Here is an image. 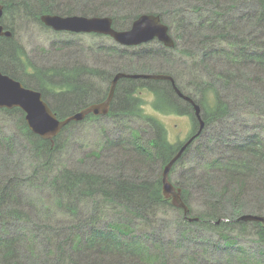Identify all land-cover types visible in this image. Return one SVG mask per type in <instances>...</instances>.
<instances>
[{
  "label": "trees",
  "instance_id": "1",
  "mask_svg": "<svg viewBox=\"0 0 264 264\" xmlns=\"http://www.w3.org/2000/svg\"><path fill=\"white\" fill-rule=\"evenodd\" d=\"M63 1L66 0H20L17 2V8L20 9L19 12L23 17H29L41 24L39 15L57 12ZM68 1L71 6L60 9L65 15H72V12L77 11L82 12L84 16L107 15L114 19L117 29L124 28V26L119 27L117 14L113 15L110 11L117 9V0H103L98 4L93 0ZM149 1H141L136 8L128 10L123 16L129 26L140 15V9L143 8L145 13H153L154 9L146 10V7H149L146 4ZM190 1L195 6L202 4V0ZM206 1L218 3V0ZM247 1L244 0L245 3L241 4V9L247 8ZM170 2H167L168 5ZM255 2L260 8L259 14L254 16L255 24L264 33V0H255ZM157 3L160 4V2ZM15 4L16 0L4 2L5 19L13 15ZM85 5L92 7L86 8ZM82 7L85 8L79 11ZM170 10L168 7L160 8L156 14L164 19L166 17L164 12ZM215 10L217 7L213 6L211 12ZM175 14L180 16L178 13ZM240 17L245 18V15L240 14ZM185 23L187 24L186 20ZM228 23L229 21H226L220 29L217 25L211 26V28L215 26L212 31L221 32L213 41H209L214 42L216 50L209 54L204 52L202 57L189 51L190 53L183 57L193 60L192 63L196 65L200 62L205 65L206 60L220 57L237 68H240V64H255L264 70V48L259 52L254 48L259 45L247 44L243 39L245 37L228 39L227 34L230 32L225 29ZM4 26L14 31L11 25ZM200 42L203 44L204 41ZM167 51L166 49L162 52V55H167ZM248 51L253 56L249 55ZM116 53V56L120 58H128L129 64L125 66L117 63L114 66L115 73L121 71L130 74L148 73V70L137 72L134 69H144L146 68L144 65L141 68L131 65L132 59L136 60L141 56L139 52L120 49ZM150 56L153 57V54ZM24 57L23 47L14 38L1 40L0 69L2 72L20 81L26 87L40 90L53 111L62 119L78 113L89 102L102 99L107 91H103L96 81L103 79L109 83L114 75V72L108 73L106 70L87 66L44 70L34 67L30 71L29 61ZM252 59L256 62H249ZM205 68L203 66L201 69ZM258 71L259 69L253 74L256 82H260ZM210 73L213 78L211 71H208L207 77ZM165 74L173 76L177 88L201 106L205 111L204 116H208L207 93H213L215 102H213L212 117L204 118L207 125L211 119L218 120L229 112L222 93H219L217 87L211 84L213 81L222 82L218 73L208 82L196 76V79L191 82L195 84L197 94L195 97L190 87L184 89L180 84L178 85V79L172 73L165 72ZM54 77L57 78L56 82H52ZM231 79L227 78L229 83ZM144 83L149 84L150 91L155 95V109L163 112L176 111L190 115L194 121H197L192 105L181 100L178 94L176 95L171 82L122 80L116 90L113 115L123 114L125 117L116 116L113 121L124 124L126 128L121 136L117 135L111 139L107 137L106 141L99 146V150L104 148L113 159L111 165H101L105 166L103 171L97 169L99 154L95 152H91L88 156V159L97 160L89 167L94 168L95 171L74 170L61 163L58 152L64 145L60 144V138L67 130L79 123H71L63 129L54 139L53 145L52 141L43 140L28 129L23 111L3 110L6 114L19 113L16 122L23 135L22 140L29 148L33 163V167L30 168L32 173L30 177H27L25 187L36 190V197L25 196L22 191L25 188L24 185L15 182L16 186L13 179L7 178L6 181H10L9 184L1 183L0 264H170L167 259L171 251L168 250L169 245H164L156 234L159 231L158 222L163 212L178 213L176 226L180 233L188 235L190 232L195 233L197 229L210 232L218 238L217 245H213L215 243L212 245L217 248L220 260L202 252V246L212 242L205 238L200 242L201 250L184 253L181 256L184 264L200 262L203 264H264V225L237 220L243 214H247L244 210L248 205L256 207V210H253L254 214L264 216V194L249 200L251 193L256 194L249 189L251 180L260 176V182L255 190L261 189V186L264 190V140H261L258 135H251L248 139L241 138L234 143L228 141L224 146L231 154L229 158L216 156L213 159H206L199 183L205 186V194L210 199L205 201L204 209L199 211H195L191 204L188 185L190 182L174 183L171 180L172 173L181 166L186 155L191 152V146L186 150L184 156L174 165L170 180L177 188L182 189V198L189 208L190 216L199 218V221L189 223L185 219L184 212L173 208L171 201L165 199L162 194L163 169L177 155L182 143L173 145L168 142L163 125L148 116L141 118L142 115L138 114L136 98L131 93L136 92V89ZM128 98L131 99V107ZM137 121L141 122V125H138ZM142 134H147L148 138H143ZM3 139L5 137H0V143H3ZM5 141L3 145L8 144ZM40 168L43 169L38 171ZM36 171L39 173L35 174ZM38 191H43L48 200H41L37 195ZM223 206L226 207L223 208ZM27 207L38 210L37 219L29 215ZM13 222L18 223V226L20 222L28 226L30 233L20 232L22 234L9 235L8 229L13 226ZM18 226H14V229ZM5 232L7 234L3 236L2 233ZM242 237L250 238L256 244L254 247L256 249L241 246Z\"/></svg>",
  "mask_w": 264,
  "mask_h": 264
},
{
  "label": "rangeland",
  "instance_id": "2",
  "mask_svg": "<svg viewBox=\"0 0 264 264\" xmlns=\"http://www.w3.org/2000/svg\"><path fill=\"white\" fill-rule=\"evenodd\" d=\"M7 1L8 0H1L3 5L4 2ZM10 1L12 2V0ZM18 1L20 0H16L13 15L6 17L7 19L3 16L1 24L12 26L14 31H10L14 33L13 36L8 39L14 38L23 47L25 52L24 58L29 61V66L31 67L30 71H32L34 67L44 70L47 68L57 69L58 67H63L70 69L72 67L87 66L106 70L110 73L114 72V66L117 63L118 65L125 66L129 64L128 58H120L116 56L117 53L115 50L110 49V47L116 43L112 39H108L107 36L100 37L96 35L56 33L40 25L39 22L31 20L29 17H23L19 12L20 9L17 8ZM93 1L96 4L103 2V0ZM141 1L143 0H117V9L110 11L113 15L117 14L119 18V27L124 26L123 29H125L129 26L127 20H124L125 18L123 16L128 10L136 8ZM166 1L172 2L168 5ZM166 1L150 0L149 3L146 4V6H149L146 7V10L154 9L153 13H157L158 9L168 7L173 13H178L185 17L187 24L179 30L176 26L179 20L174 19L169 13H166V18H164V22L168 26H172L173 31L178 30L181 33L178 47L171 52L167 51V55H162L161 50L153 51V49L159 47L156 42L149 43L145 46L146 49H144L143 52L137 51L141 56L139 59H132L131 65L133 67L140 66V68L144 65L146 67L144 69H134L137 72L148 70V73L146 72L147 74L172 73L178 79V85L180 84L184 89L188 87L191 88L194 97L197 95L195 92L196 88L195 84L191 82L196 79V76L208 82L218 73L223 83L213 81L211 84L217 87L219 93H222V98L229 107V112L225 114L224 117L218 118V120L211 119L207 125L205 119L212 117L213 102H215L213 93H207L206 112L208 116H204L205 111L201 108L204 128L201 130L200 135L190 145L191 152L186 155V159L184 158L181 166L178 167L171 176V180L174 183L178 181L190 182L188 185L192 200L191 204L193 208L196 209L195 211H199L204 209L205 201L210 199L205 194V186L199 183L206 159H213L216 158V156L229 158L231 154L224 146L228 141L234 143L241 140V138L248 139L251 135H258L261 140H264V70L260 69L258 65L256 66L255 64H240V68H237L231 62L220 57H216L209 61L206 60L205 65L200 64L201 62L196 65V63H192L193 60L190 61L183 56L191 52L192 54H197V56L200 55L202 57L204 52L205 54H209L216 50V48H214V42L209 41H213L221 32L212 31L215 27L213 26L211 28L213 24L217 25L220 29L226 21H229L225 27V29L230 32L227 34L229 36L228 39H242V37H245L243 39L247 44L254 43L259 45L254 47L258 49L259 52L264 48V33L261 28L255 24L254 16L256 17L260 12L259 4L255 2V0H248L245 10L241 9V4L245 3L244 0H218V3H209L206 0H202V4L198 6H195L190 0ZM157 2H160V4ZM66 6H71L70 1H63L60 4V8L57 9V12L54 14L64 16V13H62L60 9ZM85 6L86 8L92 7L90 5ZM213 6H216L217 10L212 13ZM197 7H199L200 10L197 11ZM84 8L85 7H82L79 11H82ZM144 11L143 8L139 10V12ZM81 13L82 12H76V14ZM240 14L245 15V18L242 17V19ZM249 18L252 19L248 20ZM200 41H204L203 44ZM148 50L151 52H148ZM247 53L253 56L250 51ZM150 54H153V57H151ZM155 57L157 59H155ZM196 60L195 58V61ZM249 62L254 63L256 61L252 59ZM203 66L206 68L201 69ZM258 69V78L261 83L256 82L253 75ZM207 70L213 72V78L211 77V73L207 77ZM226 76L232 78L230 83ZM56 80L57 78L54 77L52 82H56ZM226 83H229V85H226ZM99 87L103 91H106L108 82L103 79L99 80ZM144 87L146 89L142 93L144 106L141 113L145 116L150 115L152 119L165 126L169 141L173 145L183 144L186 141L188 142L190 137H194L199 132V122L198 120L194 121L191 116H169L155 109V95L149 91L147 86ZM137 90L140 93V90ZM138 92H135L136 96H140ZM177 103H179V101H177ZM193 113L195 116L194 109ZM18 116L19 113L6 114L0 109V137H5L3 143L4 140H6L5 143H8L6 145L0 143V187L2 182L4 184H9L10 181H6L7 178L13 179L12 181L14 184L17 182L19 185H24L25 187L27 177H30L32 173V171H30V168L33 167L32 157L28 146H25L22 140L23 135L16 122ZM137 124L141 125V122L137 121ZM121 125L123 124H118L116 121L105 118L101 120H90L81 124L79 123L70 128V130H67L62 138H60V144L64 145L58 152L61 163L74 170L95 171L94 168L89 167L92 165V162H97V160L95 158L88 159V156H90L89 154L95 152L99 154L97 169L103 171L105 166L101 165H111L113 159L109 157L108 151H105L104 148L99 150V146L102 145L105 139L104 135L111 138L117 135L121 136L124 133L121 130ZM103 131H106L105 134ZM142 136L145 139L148 138L147 134H142ZM42 169L43 168H40L38 171ZM38 171H36L35 174L39 173ZM258 182H260V176L251 180L249 183L250 191L256 192V194L251 193L249 200H252L254 196L262 193L264 194L261 185V189L255 190L258 187ZM15 185L17 186V184ZM22 191L25 196L27 195L31 198L36 197V190H30L25 187ZM18 194H20V192H18ZM37 195L43 201L48 200L47 195L43 191H38ZM225 207L226 206H223V208ZM253 210H256V207L248 205L247 209L244 211L247 214L256 215L253 213ZM27 211L34 219L38 216L37 209L34 210L27 207ZM177 214L176 212H163L161 220L158 222L159 231L156 234L159 235L164 245H169L168 250H171L167 257L168 262L170 264H184L181 260V256L184 253L199 251L201 249L205 255L214 258L217 257V259L220 260L217 248L213 246L217 245L216 242L218 238L216 235L197 229H195V233L190 232L188 235L180 233V230L176 226V224H178ZM188 217H191L190 213ZM43 218L47 219L46 217ZM15 224L16 223L13 222V226L8 229L9 235L15 236L22 234L20 232L30 233L31 230L28 226L22 225L21 222L19 226L18 223ZM14 226L18 227L14 229ZM6 234L7 232L2 233L3 236ZM205 238L210 239L212 242L210 244H204L200 249V242L204 241ZM212 243L215 244L212 245ZM240 243L241 246L248 248L253 247V249H256L254 248L256 244L250 238L242 237ZM199 264L203 263L200 262Z\"/></svg>",
  "mask_w": 264,
  "mask_h": 264
},
{
  "label": "water",
  "instance_id": "3",
  "mask_svg": "<svg viewBox=\"0 0 264 264\" xmlns=\"http://www.w3.org/2000/svg\"><path fill=\"white\" fill-rule=\"evenodd\" d=\"M4 16V5L0 0V42L3 38H11L13 33L5 29L1 24ZM42 24L55 32L72 33H96L111 36L118 44L122 46H138L148 43L155 38L164 43L167 47H174V40L169 36V27L165 25L161 17L153 14L140 16L129 30L119 31L112 28V19L105 16L100 17H65L56 14H45L40 18ZM123 79H144L152 81L171 82L176 93L185 102L192 105L195 111L196 120L199 122V132L186 142L177 155L164 167L162 172V194L165 199L170 200L173 207L184 212L185 218L190 222H197L199 218L188 217L189 208L182 198V189L177 188L170 180V174L174 165L184 156L188 147L200 135L204 128L201 115V106L197 102L181 92L173 76L165 73L153 74H130L119 72L113 79L110 93L106 101L100 104L91 105L85 110L75 113L65 119H59L45 102L43 94L39 91L25 87L21 82L16 81L0 70V109H20L25 114V121L28 129L34 134L46 141H52L71 123H80L86 116L94 114L96 116L104 115L109 112L110 104L113 100L116 86ZM242 222H255L264 225V216L243 214L237 219Z\"/></svg>",
  "mask_w": 264,
  "mask_h": 264
},
{
  "label": "flooded vegetation",
  "instance_id": "4",
  "mask_svg": "<svg viewBox=\"0 0 264 264\" xmlns=\"http://www.w3.org/2000/svg\"><path fill=\"white\" fill-rule=\"evenodd\" d=\"M175 9V8H174ZM197 9V11L198 10H200L199 9V7H197L196 8ZM146 11H144V12H141L140 13V15L132 22V24H130V26H128L127 28H125V29H117L116 28V23L114 24V19L111 17V16H107V15H103V16H105V17H109V18H111L112 19V28H114V30H119V31H124V30H129L131 27H132V25H133V23L140 17V16H142V15H145V14H149V13H145ZM73 14L72 15H65V13H64V16L65 17H72V16H81V17H100V16H84L83 15V13H81V14H76V12H72ZM166 13H169L174 19H176V20H179V23L176 25L177 26V29L179 30L180 28H182L184 25H186V23H185V17L184 16H177L175 13H173L172 12V10H170V11H167V12H164V14L166 15ZM46 14V13H45ZM45 14H40L39 15V19L41 18V16L42 15H45ZM51 14H54V13H51ZM151 14H153V15H157L156 13H151ZM173 15H175V16H173ZM61 16H63V15H61ZM158 16H160V15H158ZM161 17V16H160ZM166 18V17H165ZM161 20H162V22L165 24V25H167L165 22H164V19H162L161 18ZM183 20V21H182ZM41 22V21H40ZM119 22V21H118ZM117 22V23H118ZM41 24H42V22H41ZM40 24V25H41ZM173 25V24H172ZM4 26V25H3ZM42 26H44L43 24H42ZM168 26V25H167ZM44 27H46V26H44ZM169 27V36H171V38H173V40H174V44H175V46L174 47H172V48H170V47H167V46H165V44L164 43H162V42H160L159 41V39L158 38H155V39H153L152 41H150V42H148V43H144V44H140V45H138V46H122V45H120V44H118L111 36H107V35H102V34H96V33H78V35H96V36H100V37H102V36H107L108 37V39H112L116 44H114L112 47H110V49L111 50H115V51H119L120 49H125V50H128V51H141V52H143V50L144 49H146L145 48V46L147 45V44H149V43H152V42H156L158 45H159V47L158 48H156V49H153V51L154 50H161L162 52H165V50L167 49L169 52H171L172 50H175L176 49V47H178V45H179V43H178V41L180 40V31H178V30H175V31H173V27L172 26H168ZM46 28H48V27H46ZM171 28H172V30H171ZM5 29H6V27H5ZM48 29H50V28H48ZM52 30V29H51ZM55 32V31H54ZM56 33H69V34H76V33H72V32H56ZM4 39V38H3ZM2 40V39H1ZM1 43V42H0ZM68 43H70V42H68ZM118 46V47H117ZM122 47V48H121ZM148 52H151V51H149L148 50ZM127 53H129V52H127ZM85 67V66H84ZM1 70V69H0ZM2 71V70H1ZM122 72V71H121ZM119 72H117V73H115L114 72V75H113V77H112V79H111V81L108 83V87H107V89H106V91H107V94H105L104 95V97L101 99H96V100H93V101H91V102H89V104H86L82 109H80L79 110V112H81V111H83V110H85L86 108H88L89 106H91V105H95V104H100V103H103L104 101H106L107 100V98H108V96H109V93H110V88H111V84H112V81H113V79H114V77L118 74ZM5 74V73H4ZM7 75V74H6ZM9 76V75H8ZM123 80H126V81H128V80H131V79H123ZM16 81H18V80H16ZM122 80H120L119 82H118V84L121 82ZM146 81V80H145ZM147 81H150V80H147ZM20 82V81H19ZM23 84V83H22ZM96 84L99 86V80H98V82L96 81ZM118 84H117V86H116V89H115V93H114V97H113V100H112V102H111V104H110V108H109V112L107 113V114H104V115H99V116H96V115H94V114H89L88 116H86V118L84 119V121H82V122H80V124L81 123H83V122H88V121H90L89 119H94V120H101V119H105V118H107V119H109V120H111V121H113V118L114 117H116V116H118V117H120V118H124L125 116L123 115V114H116V115H113V111H114V106H113V104H114V99H115V96H116V90H117V87H118ZM24 85V84H23ZM25 86V85H24ZM144 86H147L148 87V89H149V84L148 83H144L143 85H141L138 89L140 90V93L138 92V90L136 89V92H138L139 94H140V96H136L135 95V92H132L131 93V95L132 96H134L135 98H136V108H137V110H138V114H141L142 116H141V118H144L145 117V115L144 114H142L141 112H142V110H143V106H144V101H143V97H142V93H143V91L146 89ZM26 87V86H25ZM27 88H29V87H27ZM29 89H33L32 87L31 88H29ZM33 90H36V91H39V92H41L40 90H38V89H33ZM149 91H150V89H149ZM151 92V91H150ZM42 93V92H41ZM152 93V92H151ZM176 93V92H175ZM43 94V93H42ZM176 95H177V93H176ZM178 96V95H177ZM43 97H44V95H43ZM97 97V96H96ZM179 97V96H178ZM180 98V97H179ZM44 100H45V102H47L46 101V99H45V97H44ZM181 100H183L182 98H181ZM128 103H129V106L131 107V99L130 98H128ZM188 103V102H187ZM47 104L49 105V103L47 102ZM50 106V105H49ZM51 108V107H50ZM17 109V108H16ZM52 109V108H51ZM1 110H7V109H1ZM12 110H14V109H12ZM20 110V109H19ZM53 110V109H52ZM8 111H10V110H8ZM55 113V112H54ZM161 113H163L164 115H169V116H177V115H179V116H183V115H186V114H183V113H179V112H176V111H174V112H163V111H161ZM57 115V114H56ZM148 116V115H147ZM188 116H190V115H188ZM57 117H58V115H57ZM69 117V116H68ZM149 118H151V116L149 115L148 116ZM59 118V117H58ZM67 118V117H66ZM192 118V117H191ZM59 119H62V118H59ZM65 119V118H64ZM193 119V118H192ZM164 127V129L166 130V133H167V129H166V127L165 126H163ZM124 128H126V126H124V124L123 125H121V130L124 132ZM105 132L106 131H103V133L105 134ZM105 136V139L103 140V142L104 141H106V138L108 137V138H110L111 139V137H109V136H106V135H104ZM193 137V136H192ZM192 137H190V139L192 138ZM56 139V138H55ZM167 139H168V142H170L169 141V138H168V134H167ZM189 139V140H190ZM187 142V141H186ZM185 142V143H186ZM185 143H183L182 144V146L185 144ZM53 144V143H52ZM181 146V147H182ZM189 148V147H188ZM181 149V148H180Z\"/></svg>",
  "mask_w": 264,
  "mask_h": 264
}]
</instances>
